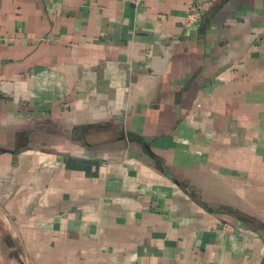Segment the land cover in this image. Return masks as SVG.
I'll return each instance as SVG.
<instances>
[{
    "label": "crops",
    "instance_id": "1",
    "mask_svg": "<svg viewBox=\"0 0 264 264\" xmlns=\"http://www.w3.org/2000/svg\"><path fill=\"white\" fill-rule=\"evenodd\" d=\"M0 0V264H264V0Z\"/></svg>",
    "mask_w": 264,
    "mask_h": 264
},
{
    "label": "built area",
    "instance_id": "2",
    "mask_svg": "<svg viewBox=\"0 0 264 264\" xmlns=\"http://www.w3.org/2000/svg\"><path fill=\"white\" fill-rule=\"evenodd\" d=\"M125 3L139 5L143 0H122ZM186 14L184 18L185 25H193L198 21L203 9V4L200 0H185Z\"/></svg>",
    "mask_w": 264,
    "mask_h": 264
}]
</instances>
